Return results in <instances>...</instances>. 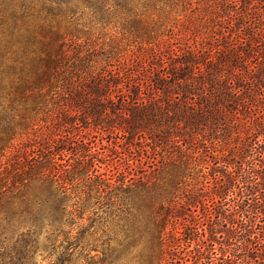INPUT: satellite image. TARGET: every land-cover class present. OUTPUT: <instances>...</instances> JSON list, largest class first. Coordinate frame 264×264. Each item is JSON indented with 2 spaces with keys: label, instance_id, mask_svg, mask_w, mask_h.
Segmentation results:
<instances>
[{
  "label": "trees",
  "instance_id": "16d2710c",
  "mask_svg": "<svg viewBox=\"0 0 264 264\" xmlns=\"http://www.w3.org/2000/svg\"><path fill=\"white\" fill-rule=\"evenodd\" d=\"M147 1L190 11L157 34L163 22L137 10ZM88 10L100 23L120 13L141 41L106 49L81 23ZM249 40H264V0H0V162L23 133V232L0 217V264H34L41 247L68 264L60 239L87 235L100 264H264V64L245 58ZM97 133L115 134L113 149ZM123 143L169 158L151 172L103 166ZM94 198L113 234L95 237L93 221L65 236Z\"/></svg>",
  "mask_w": 264,
  "mask_h": 264
},
{
  "label": "rangeland",
  "instance_id": "374dc122",
  "mask_svg": "<svg viewBox=\"0 0 264 264\" xmlns=\"http://www.w3.org/2000/svg\"><path fill=\"white\" fill-rule=\"evenodd\" d=\"M188 8L189 6H186L185 4H179L170 11L169 7L166 8L162 6V4H155L153 1H147L145 5H139L137 10H139L145 18L149 19L152 25H154V21H157V19H159L160 22H163L161 26H157L155 29V32L158 34L160 32L167 33V28L171 24V21H173L174 18H179L184 14H187L190 11ZM89 11L90 10H88V13L84 16L81 23H86V29L91 31L92 38L97 40L106 49H121L129 51L135 48L141 41V38H137L135 35L131 34L129 30L124 28V22L121 19L120 13L117 17L115 16L111 18V21H107L108 23H100V21L92 17L91 12ZM5 40H23V37L21 38V36L14 34L11 37L6 36ZM249 42H252L255 46L257 45L255 48L257 51H253L254 55L250 53V55L247 56L246 54L245 58L250 60L251 66L264 64V40L263 42L262 40H249ZM248 48L250 47L245 44L239 47V49H241L242 55H244L246 52H249ZM244 50L247 51L244 52ZM256 57H258L259 60H256ZM256 70L259 71L258 68ZM18 112L19 111H14V113ZM21 112L22 110L20 113ZM253 113H255V111H253L252 114ZM18 128L23 132L22 126H19ZM93 135L94 140L98 141L100 139L102 144L107 146L106 150L113 149V142L117 141L115 134L97 133ZM121 142L123 141H120V143ZM124 143L118 146L117 152L113 153L108 151V154L111 156L106 157L107 163H105L103 166L109 165L110 169H117L116 167L118 166L119 168L123 169L127 162H129L132 165L134 172L144 169H146L148 172H151L155 168H158V165H162V162L168 160L169 158V156H164L165 152H163L161 148L158 149V151H160L159 153L158 151L155 152V150H152L150 147H148L150 150L149 152L145 150L139 151L134 148H132L131 151H128L126 150V144ZM21 146H23V133L18 134L14 141L10 143V146L6 148L4 151V156L0 162V171H2L4 178L2 183L5 182V186L0 188V196L2 195V200H0V217L5 213H9L13 215L15 219L19 220V223L12 226L6 232V234H9L10 236H14V240L18 239V234L23 232V186L20 182V179H23V147ZM215 146L217 148L216 152L220 154L223 148L218 143H216ZM222 146L226 145L223 144ZM173 150L175 151L174 158H177L180 153H178L177 148H173ZM25 157H28V155ZM29 158L30 156L28 157V162ZM202 158H204V155H202ZM200 161L202 162V160ZM192 172L195 174V170ZM194 174H192V176H194ZM207 177H211L209 173H207ZM43 192L45 191L40 185V182H33L32 185L29 186L26 194L31 200L34 201L36 198H38V196L42 195ZM97 200L98 199L96 198L92 200V204L86 210L83 219L73 220L74 226L71 225L69 228L63 231L65 236L68 232H71L72 235H77L81 225L86 227L93 221L94 227L91 228V232H97L95 237L102 236V238H107V235L105 234H113L116 228L115 220L117 219L110 218L109 214L106 212V208H103L99 203H97ZM157 206L158 203H155L154 209ZM3 238L4 237H2V240L4 241L2 242H5V239ZM64 239H66L64 236L60 239V242L58 243L59 248L56 249L54 258L60 257L62 259L61 262H63L64 258H69L71 261L68 264H89V262H92V260L94 264H100L99 260L103 256V245L101 242L97 243L99 246L97 249L96 247H91L92 245L88 246V241L92 242L93 238L87 235L86 239H82L79 241V243L73 244L72 246H69V248H64L67 246V243L64 241ZM7 242L8 241L6 239V243ZM45 242H47L46 233L43 232L40 237V243L42 245ZM1 246L2 245H0V247ZM46 255L47 251L44 250L43 247L37 249L32 263L50 264L51 258H46ZM121 264H133V261L132 259L127 258Z\"/></svg>",
  "mask_w": 264,
  "mask_h": 264
}]
</instances>
